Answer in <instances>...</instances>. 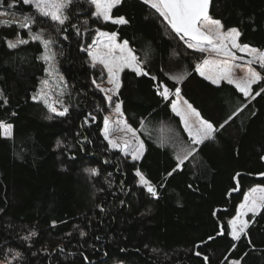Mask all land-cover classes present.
Segmentation results:
<instances>
[{"label": "trees", "instance_id": "obj_1", "mask_svg": "<svg viewBox=\"0 0 264 264\" xmlns=\"http://www.w3.org/2000/svg\"><path fill=\"white\" fill-rule=\"evenodd\" d=\"M11 3L5 0L4 7ZM13 9L32 11L22 3ZM92 13L87 0H73L69 21L52 27L58 69L68 87L63 116L32 99L44 77L41 43L30 40L18 23L0 24V121L13 126L10 136L0 129V260L230 264L243 257L240 264H264V209L254 218L247 216L251 222L239 241L232 239L227 224L244 193L264 186V92L250 99L232 84H213L200 76L196 66L205 54L189 48L142 0H121L112 8L111 16H123L127 24ZM208 13L224 28H237L239 43L264 49V0H210ZM41 19L50 27L47 18ZM95 29L127 40L148 73L124 69L116 96L127 123L138 131L145 127L139 160L111 149L103 137L106 104L95 85L100 71L90 66L86 52ZM17 33L29 43L8 48L5 38L15 40ZM260 74L264 77V69ZM160 85L179 88L216 128L175 172V153L160 141L158 131L171 128L180 137L185 132L171 110V98L158 94ZM252 87L254 94L264 88V80ZM93 168L97 174L86 171ZM137 169L157 188L158 197L138 183ZM221 226L224 234L218 236ZM16 252L22 255L13 259Z\"/></svg>", "mask_w": 264, "mask_h": 264}, {"label": "snow or ice", "instance_id": "obj_2", "mask_svg": "<svg viewBox=\"0 0 264 264\" xmlns=\"http://www.w3.org/2000/svg\"><path fill=\"white\" fill-rule=\"evenodd\" d=\"M145 5L150 6L154 9L164 21L179 35L181 40H185L189 48L198 50L200 52H205L211 50L215 52L217 56L223 57L224 59L220 60H210L205 58L202 61V64H197L196 70L200 73L201 76H205L206 79L211 80L213 84H217L220 80H227L229 84H234L235 87L241 92L245 97H250V99H255L257 96H260L264 92V88H260L259 91L253 94V85H257L261 80H264V77L261 76L260 72H257L255 68L251 67L253 63L258 64L261 69H264V51L250 46L249 44H241L238 42V37L241 35L239 30L235 27L229 28L226 31L224 25L220 20L212 19L208 15V4L209 0H142ZM24 4L32 6L35 10L43 17H48L52 21L56 22L59 26H64L66 21H69L68 15L65 14V10L73 3V0H12V3L8 7H15L18 4ZM121 0H91V4L95 6V11L92 13L93 16L97 18L102 17L105 21L112 20L113 23L117 24H127L128 21L125 17L120 16L113 18L111 16V10L116 5H119ZM5 0H0V6H4ZM8 13H0V15H7ZM36 21L31 16H25L24 20L20 22L19 26L21 28H27L29 30V39L32 41H39L45 48V54L42 57L46 62L50 61L53 57L48 53L49 46L51 44L50 40L43 38V30L40 32L33 33L31 31V24H34ZM10 23H15V21H0V24L8 25ZM61 27L57 28V31L61 30ZM75 27V25H73ZM79 33V29H77ZM98 36L101 37V40L94 41L98 45L94 50H89V55L92 57L93 61H99L104 65L108 70L109 74V83L113 84L114 87L111 89H101V91L107 92H117L120 88V82L118 78L119 72L123 71L124 68H132V70L137 75H148L147 72L143 70L140 66L138 58L134 54L133 50L128 47V41L124 40L122 43H116L117 33H107L99 32ZM187 38V39H185ZM29 39H23L17 33L15 40H8L5 38L8 48L15 49L19 45H24L29 43ZM67 39V37H65ZM92 46H89L91 49ZM119 50V55H116V51ZM237 51L240 53H245L247 56L251 57L246 61L247 76L243 79H234L231 75L232 66L230 65V60L243 59V57H237ZM51 67V66H50ZM50 67L45 69V71H50ZM207 72L213 74L206 75ZM63 80V77H60ZM155 79V77H153ZM43 85H46L48 81H41ZM99 87V86H98ZM162 88V91L160 90ZM158 94L164 99H168L171 95L169 88L165 85L158 86ZM175 95L179 98L180 89L176 88ZM33 100H43L51 112L57 113L60 116H63L67 113L68 109L64 108L63 111H58L57 108L50 104L47 100L46 93L43 89H39L33 96ZM107 100L111 103L112 96L108 95ZM4 103H7L5 98ZM182 104L186 107H181L177 101L171 102V110L181 118L184 129L187 131L188 136L191 138L193 144H202L206 139L210 138L212 133L216 131L215 126L203 119L200 116V113L193 108L186 100L182 101ZM115 112L119 116H123L121 111V103H115ZM240 109H237L236 112H233L227 120L224 121L219 127L223 128L233 116L237 114ZM91 115V114H89ZM195 117V123H191V117ZM95 119V117H92ZM87 122V118L85 120ZM124 129L132 133L133 140H125L123 145L117 143L115 140L109 138V119L105 117L104 119V137L108 140L112 148H119L121 151L128 155L131 154L132 159L139 160L143 155V142L139 141L136 137V131L128 125L127 122H124ZM12 125L0 121V129L3 130L5 136H10L12 131ZM195 149L188 151L182 158L177 157L179 163L177 167L172 171L175 172L177 168L184 163V160L188 159L189 156ZM264 159V157H261ZM86 171L97 174V169H87ZM136 176L139 177V183L143 185L147 192L153 196L158 197L157 188L148 180L144 174L137 169ZM172 175V173H168ZM240 174L237 173V176ZM260 175L264 176V173ZM236 189H234L235 191ZM261 209H264V186L257 185L247 192L244 193L243 201L239 204L236 215L227 221L228 226L230 227V235L233 240L239 241L242 234L246 235L249 228L250 220L245 219L249 213L253 214V218L257 212ZM55 224V222H53ZM224 234V227L221 226L220 231L217 235ZM36 235L35 232L29 233V236ZM81 236L86 235L83 231L80 233ZM25 237L24 239H28ZM215 239L213 236H209L208 240L211 241ZM249 244L251 240L249 239ZM206 243V242H202ZM233 249L236 247L233 244ZM22 254L16 252L13 256V259L20 257ZM196 255H201L199 252ZM247 255V253H245ZM240 260H233L230 264H240ZM205 262L208 261V257H204ZM4 264H8L7 261Z\"/></svg>", "mask_w": 264, "mask_h": 264}, {"label": "rangeland", "instance_id": "obj_3", "mask_svg": "<svg viewBox=\"0 0 264 264\" xmlns=\"http://www.w3.org/2000/svg\"><path fill=\"white\" fill-rule=\"evenodd\" d=\"M87 2L92 7V10L94 12L96 9H95V6L93 4H91V0H87ZM209 2H210V0H209ZM208 6H209V4H208ZM69 8H70V6L65 10V14L66 15H67V11H68ZM207 11H208V9H207ZM0 13H8L7 15H0V21H15V23H18V24H20V22H22L24 20L25 16H31V17H33L36 22L34 24H31V31L33 33H36V32H40L41 29H42L43 30V38L46 39V40H50L51 41V44H50L49 49H48V53L50 55H52L53 58L50 61H48V62H46L43 58H41V60L43 61L44 65H45V68H44V77H43V79L41 81L46 80V81H48V83L46 85H43L41 83V81H40L39 82V85L37 87V90L33 93V95L39 89L42 88L43 91H44V93H46L48 102L50 104H53L57 108L58 111H63L64 108H67L66 102H65V96L67 94L68 87H67V84L65 82L64 77L62 76V74L60 73V71L58 69L56 49H55V45H54V41H53V37H52V33H51L52 32V27H56V26H59V25L56 22L52 21L48 17H44V18H47L50 21V24H51L50 27L48 25H46V26L43 25L40 22V21H42V22L44 21V20L41 19V18H43V16H41L35 10L34 7H32V11L31 12L29 11L27 13L21 14V13L15 12L14 9H13V7L10 8L8 6H6V7L0 6ZM208 15H209V13H208ZM209 17H210V15H209ZM100 19L103 20V21H105L102 17H100ZM108 21L109 22H112V20H108ZM25 29L27 30V33H28V36H29V30L27 28H25ZM227 29H229V28H224L223 30L226 31ZM98 31L99 32H106V31L101 30V29H95L94 30V36H93L92 42L89 45V46H92V47L90 49L89 46H88L86 48V52H87L88 61H89L90 66H92V67H94V68H96V69H98L100 71V80L97 83H95V85L101 91V89H111V88L114 87V85L113 84H110L108 82L109 81V74H108L107 68H105L104 65L101 64L98 60L97 61H93L92 57L89 55V50H94L98 46V45H96L94 43V41H98V40H101L102 39L101 37L98 36V34H97ZM185 39H187V38H185ZM122 42L123 41H119L116 38V43L119 44V43H122ZM260 50L264 51V49H260ZM203 53L205 54V58L210 59V60H220V59H224L223 57L217 56V54L215 52H212L211 50L205 51ZM43 54H45V48L42 45L41 57H42ZM115 54L116 55H119L120 54L119 53V50H117ZM237 57H243V59L230 60L229 63L232 66V71H231L232 77L234 79L239 80V79H243V78H245L247 76V68H248V65H247L246 61L248 59H251V57L247 56L245 53H240L238 51H237ZM202 61L199 64H202ZM140 66L142 67L141 63H140ZM49 67H50V71H45V69H48ZM251 67L255 68V70L257 72H260L261 67L258 64L253 63L251 65ZM124 69H130V70H132V68H124ZM121 72H119V74H118L119 82H120V74H121ZM211 74H213V73H211V72H207L206 73V75H211ZM199 75H200V73H199ZM60 77H63V80H61ZM202 77L205 78V76H202ZM180 79H181V77H176L175 78V80H177V81H179ZM207 80L208 81H211L209 79H207ZM221 82L228 83L227 80H220L217 84H219ZM232 85L235 86L234 84H232ZM160 90L162 91V88H160ZM175 90L174 91H170L171 92V95L168 98H171L172 101H174V100L177 101L178 104H180L181 107H186L185 105L182 104V101H184L185 99L181 95L178 98L175 95ZM101 92L104 95L105 104H106V111H105L104 116H103V127H102L103 137H104V133H103V129H104V119H105V117H108V119H109V138L110 139L115 140L117 143H119L121 145H123V143H124L125 140H133L134 138L132 136V133L131 132H128L126 130H123L124 127H125L124 122L126 121V119L124 118V116H119L115 112V110H114L115 109V103L118 102L117 99H116V96H117L118 91L115 92V93H113V92H107L106 93L105 91H101ZM108 95H111L112 96V102L111 103L107 100V96ZM248 98H250V97H248ZM35 101L42 102L46 106V108L49 110V108L43 102V100H35ZM52 113H54V112H52ZM54 114H57V113H54ZM178 118H179L180 123H181V126H182V128H183V130L185 132V137H180L176 133H172L174 131H172L171 128L168 129V128L160 127V129L158 131V135H159L160 141L163 144H165V145H167V146H169L170 148L173 149V151L175 153L176 160H177V157L178 156H180L182 158L191 149H196V146L198 145V144H193L192 143L191 138L188 136L187 131L184 129V125H183V122H182L181 118L179 116H178ZM195 121H196V118L194 116L191 117L190 122L191 123H195ZM144 130H145L144 125L140 128L139 131L138 130H135L136 131V137L138 138L139 141H142L141 140V137H140V132H143ZM213 135H214V132L212 133L211 137H213ZM104 139H105V137H104ZM105 140L107 141V143H108V145H109V147L111 149L118 150V151L121 152L122 155H124V156L128 157L129 159L133 160L130 153L128 155H125L121 151V149H119V148H112L111 145L109 144L108 140L107 139H105ZM143 150H144V146H143ZM177 162L179 163L178 160H177ZM138 183H139V177H138ZM253 187H255V186H253ZM242 201H243V199H242ZM237 210H238V207H237ZM237 210H236V212H237ZM235 215H236V213H235ZM248 215H253V214L252 213H249ZM245 219H247V217H245ZM230 231H231V229H230ZM0 264H4V262L0 260ZM114 264H123V263L118 262V263H114Z\"/></svg>", "mask_w": 264, "mask_h": 264}]
</instances>
